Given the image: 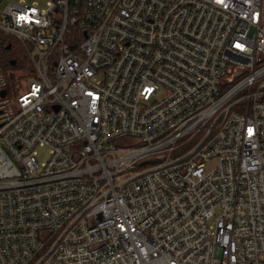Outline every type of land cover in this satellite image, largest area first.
<instances>
[{
	"label": "built area",
	"instance_id": "built-area-1",
	"mask_svg": "<svg viewBox=\"0 0 264 264\" xmlns=\"http://www.w3.org/2000/svg\"><path fill=\"white\" fill-rule=\"evenodd\" d=\"M0 31L31 62L15 106L0 69V264H264V0H17Z\"/></svg>",
	"mask_w": 264,
	"mask_h": 264
},
{
	"label": "rangeland",
	"instance_id": "rangeland-1",
	"mask_svg": "<svg viewBox=\"0 0 264 264\" xmlns=\"http://www.w3.org/2000/svg\"><path fill=\"white\" fill-rule=\"evenodd\" d=\"M12 1L17 0H0V11L3 9V7L8 3ZM1 35L5 38L13 41V47L11 49V55H14L17 58V64L15 66H8L5 64L3 57L0 54V68L3 72L4 78H5V88H6V95L10 100V103L15 106V97L23 91L27 84L29 77L31 76V62L27 54L26 48L17 42L11 35L8 33H4L3 31H0ZM242 74L238 77L234 78V82L228 84V86H232L234 83L238 82L242 78H244L246 75L250 73L249 67H243L241 69ZM229 76V74L225 75ZM225 83L224 79L221 80V84ZM163 96V93H159L154 98L160 99ZM143 142H141L136 137H121L114 141V145L116 148L119 149H130V148H138L143 146ZM38 160L40 162L46 160L48 158V149L46 147H38ZM168 155L167 152H158L155 154H152L146 161V163H137V169H142L144 167H147L149 165L154 164L155 162H159L162 159H165ZM161 158V159H160ZM152 159V160H150ZM46 236V233L43 232L40 234V237L44 240Z\"/></svg>",
	"mask_w": 264,
	"mask_h": 264
},
{
	"label": "trees",
	"instance_id": "trees-1",
	"mask_svg": "<svg viewBox=\"0 0 264 264\" xmlns=\"http://www.w3.org/2000/svg\"><path fill=\"white\" fill-rule=\"evenodd\" d=\"M12 47L13 41L5 38L0 33V54L3 57L5 64L8 66H15L17 64V58L14 55H11ZM12 60L14 63H11Z\"/></svg>",
	"mask_w": 264,
	"mask_h": 264
},
{
	"label": "water",
	"instance_id": "water-1",
	"mask_svg": "<svg viewBox=\"0 0 264 264\" xmlns=\"http://www.w3.org/2000/svg\"><path fill=\"white\" fill-rule=\"evenodd\" d=\"M11 63H14V61L12 60ZM4 93H5V89H3V90L1 91V94H2V95H3Z\"/></svg>",
	"mask_w": 264,
	"mask_h": 264
}]
</instances>
